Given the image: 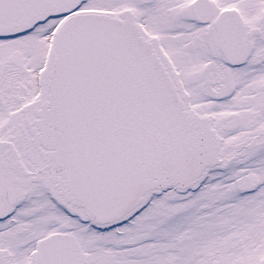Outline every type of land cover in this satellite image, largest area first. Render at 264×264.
<instances>
[{
  "label": "snow or ice",
  "instance_id": "6c2138e0",
  "mask_svg": "<svg viewBox=\"0 0 264 264\" xmlns=\"http://www.w3.org/2000/svg\"><path fill=\"white\" fill-rule=\"evenodd\" d=\"M0 264H264V0H0Z\"/></svg>",
  "mask_w": 264,
  "mask_h": 264
}]
</instances>
